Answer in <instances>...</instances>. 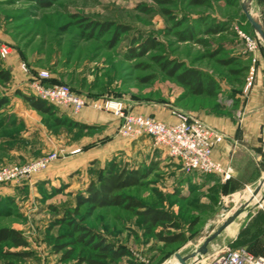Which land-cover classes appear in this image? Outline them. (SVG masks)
I'll list each match as a JSON object with an SVG mask.
<instances>
[{"label":"rangeland","instance_id":"rangeland-1","mask_svg":"<svg viewBox=\"0 0 264 264\" xmlns=\"http://www.w3.org/2000/svg\"><path fill=\"white\" fill-rule=\"evenodd\" d=\"M242 2L204 0L202 5H192L190 0H55L42 7L33 0H0V45L9 48L7 58L16 56L27 73L47 72L49 78L59 81L57 84L68 86L73 93L90 101L111 98L126 105L141 101L168 108L171 114L177 109L186 114L233 116L238 121L246 76L245 71H239L250 64L238 33L260 40L243 16ZM250 11L263 26L264 0H251ZM208 27L222 31L207 35ZM123 30L113 41L116 33ZM145 41H152L154 46L144 52L141 45ZM7 58H0L4 67ZM228 60L232 62L219 63ZM170 65L196 68L209 75L218 86L216 97L189 94L168 73ZM18 92L33 95L24 81L0 80V100H6L0 106V169L30 164L54 153L58 157L47 167L65 158L66 145L79 137V132L59 128L48 115L29 104L35 114L27 119L31 122L37 119L51 137L63 141L61 146L31 160L13 155L12 149L27 156L34 152L27 150L24 141L15 140V135L25 127L23 121L4 116L9 105L16 104L11 100L20 96ZM12 122H16L14 126H10ZM146 161L139 166L141 170L151 168L144 185L124 194L146 206L167 211L177 223L184 242L167 247L153 236L144 235L141 219L132 212L103 208L89 216L86 208H82V226L128 251L129 255L116 264H179L175 254L183 257L199 248L225 220L218 216L244 202L233 203V196L253 190L244 188L224 196L227 188L212 185L215 181L210 179V184L207 183V177L202 175H185L174 161L165 158ZM117 162L120 168L122 161ZM43 170L23 181L0 185V197L10 198L0 205V229H15L28 243L26 248L1 245L0 264H80V259L90 253L85 245L69 236L67 223H56L64 212H72L80 191L75 192L74 186L62 187L61 182L33 183L32 178ZM186 179L191 181L187 187ZM78 181L77 178L75 183ZM235 232L234 226L227 227L209 243L207 253L198 262L189 260L187 264H207L216 250L235 247L230 242ZM12 253L17 256H11Z\"/></svg>","mask_w":264,"mask_h":264},{"label":"crops","instance_id":"crops-1","mask_svg":"<svg viewBox=\"0 0 264 264\" xmlns=\"http://www.w3.org/2000/svg\"><path fill=\"white\" fill-rule=\"evenodd\" d=\"M7 59L5 65L11 68V78L16 83L24 81L30 85L32 72L35 73V71L23 73L19 68V60L16 56L13 55ZM15 71H18L16 76L14 75ZM25 95L29 96V94ZM21 97L17 95L13 97L11 102L15 101L16 104L9 105L10 108L4 116L7 115V118L14 116L25 124L23 131L15 135V140L24 141L27 150L34 152L27 156L17 149H12V153L18 159L31 160L61 146L60 143L63 140L59 142L51 137L47 129L37 119H33L32 122L29 118L27 119V116L31 118L30 115L35 112L27 102L20 100ZM242 98L244 99H242L243 103L241 102V117L238 121L233 116L225 118L210 113L208 115L195 112L187 113L217 129L224 136L223 141L213 149L212 159L221 163L225 169H229V178L222 180L219 175H202L207 177V181L209 179L215 181L212 182V185L227 188L224 196H231L244 188H254L264 176V148L260 139L261 129L264 126V55L261 52L257 55L254 86ZM127 106L133 113L144 114L164 123L177 121L176 116L171 114L168 108L160 105L132 101ZM53 112L54 117L67 120V123L85 125L89 128L79 129L78 126H69L68 124L58 125L59 128L69 129L75 133L79 132L80 135L66 145V157L51 163L45 170L35 175L32 178L33 183L54 185L61 182L62 187L74 186L75 192H81L94 178L95 171L104 168L111 160H120L122 165H127L129 168L139 167L141 163L147 162L146 159L148 162H157L164 158L173 161L162 149L155 148L147 136H141L135 140L121 137L117 133L119 122L110 113L84 108L79 113L73 114L69 109L60 107H55ZM15 123L12 122L10 126H14ZM83 132L90 134L85 135L82 134ZM192 174L196 173L185 175ZM77 178L79 181L76 184ZM209 181L207 183L210 184ZM185 182V187L191 184L188 179ZM212 185H208L207 188H211ZM263 198L264 196L248 213L244 212L239 216V219L234 223L237 224L235 236L230 242L239 238V233H241L244 247H248L254 255L264 258ZM232 226L235 229V225L230 227Z\"/></svg>","mask_w":264,"mask_h":264},{"label":"built area","instance_id":"built-area-1","mask_svg":"<svg viewBox=\"0 0 264 264\" xmlns=\"http://www.w3.org/2000/svg\"><path fill=\"white\" fill-rule=\"evenodd\" d=\"M238 36L243 45L244 54H248L250 59L242 90L245 96L252 90L255 83L257 55L260 53L261 42L242 33H238ZM9 54V48L0 45V58L5 59ZM19 65L23 73H27L24 64L19 63ZM47 79L49 75L43 71L32 74L30 81L33 95L47 104L69 109L73 114L79 113L85 106L110 113L119 122L117 133L121 137L129 140H135L141 136L149 137L153 146L162 149L185 174L219 175L222 180L229 178V169H225L221 163L212 159L213 149L223 141L224 136L201 120L186 113L173 111L177 121L164 123L153 117L129 111L125 102L117 99L104 98L90 101L73 93L66 85L46 86L44 82ZM236 114L239 116L240 111ZM261 141L264 148V126L261 129ZM57 157L58 155L54 153L30 164L3 167L0 169V185L30 178L34 173L45 169ZM207 264H264V258L255 257L244 247L223 246L210 255Z\"/></svg>","mask_w":264,"mask_h":264},{"label":"trees","instance_id":"trees-1","mask_svg":"<svg viewBox=\"0 0 264 264\" xmlns=\"http://www.w3.org/2000/svg\"><path fill=\"white\" fill-rule=\"evenodd\" d=\"M33 1L42 7H48L55 0ZM190 4L202 5L204 4V0H190ZM221 31L222 29L218 27H208L205 30L207 35L218 34ZM123 32L124 30L119 33L117 32L113 41H116L119 34H122ZM187 38L190 39L189 36ZM153 46L152 41H145L142 43L141 48L142 51L145 52L148 48H153ZM260 52L264 55V51H262L261 48ZM231 62L232 60H228L227 62L220 61L219 63L230 64ZM167 63L168 62H164V64ZM169 67H172V65ZM246 70L247 66L244 65L239 72L243 73L244 71L246 72ZM168 73L192 96H206L209 98L216 97L218 86L213 79L203 71L196 68H184L176 65L173 66ZM10 79V71L4 67V65L0 64V80L8 82ZM57 83H59V81L52 77L45 81L46 86ZM17 94L22 96V99H24L34 110L51 117L52 121L57 126L68 124L69 126H78L79 129L89 128L85 125H77L71 122L67 123V120L54 117L53 111L55 107L36 98L34 95L27 96L19 92ZM5 103V99L0 100V106ZM150 169L151 168L141 170L139 167L129 168L127 165H122L118 168V162L116 160H111L104 168L99 169L98 173L88 182L82 192L77 193L75 197V206L72 212H64L63 216L57 220V224L61 222L67 223L70 230L69 236L74 238L75 242L85 245L90 250L88 256L80 259V264H116V262L129 255L124 247L115 245L114 243L109 242L105 237L82 226L80 224L82 208H86L89 216L95 210L103 208H119L126 210L132 212L135 216L141 219L144 235L153 236L167 247L184 242L183 235L178 231L179 227L177 223L167 211L146 206L136 201L131 196L124 194L126 190L143 186L144 181L150 174ZM8 199L10 198L5 197L2 199L0 197V205L4 200ZM77 218L80 219L77 220ZM172 230L174 233H171ZM241 235L242 234L239 233V238L233 241L232 245L235 246L233 248L244 247ZM3 244H9L14 248L28 247V243L22 234L12 228L0 229V246ZM245 248L250 251L248 247L245 246ZM11 256H17V254L12 253Z\"/></svg>","mask_w":264,"mask_h":264},{"label":"water","instance_id":"water-1","mask_svg":"<svg viewBox=\"0 0 264 264\" xmlns=\"http://www.w3.org/2000/svg\"><path fill=\"white\" fill-rule=\"evenodd\" d=\"M250 1L251 0H243L241 9L246 19V22L249 24V26L252 28V30L260 39L262 44L261 49L262 51H264L263 26L259 21V19L250 11ZM263 196H264V176L261 179V181H259V183L253 188L251 196L244 202L237 204L234 207L231 214L228 217H226V219L223 221V223L213 233H211V235H209L204 239L203 243L200 245L199 248H197L189 255L183 257H181L178 253L175 254V258L177 259L179 264H187V261L198 260L201 256L205 255L207 253L209 243L212 240H214L228 226L234 223L242 213L244 212L248 213L252 207L257 205L261 201ZM224 211H228V209L224 208ZM218 217L222 218L223 215H220Z\"/></svg>","mask_w":264,"mask_h":264},{"label":"bare ground","instance_id":"bare-ground-1","mask_svg":"<svg viewBox=\"0 0 264 264\" xmlns=\"http://www.w3.org/2000/svg\"><path fill=\"white\" fill-rule=\"evenodd\" d=\"M251 194H252V190H248V191H246V192H243V193H240V194H236V195H234L233 196V203H235L236 201H238V200H247L250 196H251ZM264 199V198H263ZM227 202H230V200H228ZM239 202V201H238ZM264 202V201H263ZM262 202V203H263ZM233 209L234 208H232L231 209V211L230 212H228L227 214H225L223 217H222V219L224 218V219H226V217H228L230 214L229 213H231L232 211H233ZM227 212V211H226ZM239 219V218H238ZM240 221H241V219H240ZM236 222V221H235ZM234 222V223H235ZM242 222V221H241ZM234 223H232L231 225H235V229L234 230H236V226H237V224H234ZM239 224V223H238ZM230 225V226H231ZM228 227V229L229 228H232V227ZM228 231H230V232H232V230H228ZM224 233V232H223ZM225 236V235H224ZM227 236V235H226ZM235 236V235H234ZM232 238V237H231ZM201 259V258H200ZM192 262V261H191ZM178 264V263H177Z\"/></svg>","mask_w":264,"mask_h":264}]
</instances>
